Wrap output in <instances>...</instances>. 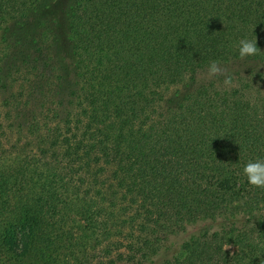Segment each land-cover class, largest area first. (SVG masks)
<instances>
[{
	"label": "trees",
	"instance_id": "16d2710c",
	"mask_svg": "<svg viewBox=\"0 0 264 264\" xmlns=\"http://www.w3.org/2000/svg\"><path fill=\"white\" fill-rule=\"evenodd\" d=\"M50 1L0 0V264H264V0H72L68 60Z\"/></svg>",
	"mask_w": 264,
	"mask_h": 264
},
{
	"label": "rangeland",
	"instance_id": "374dc122",
	"mask_svg": "<svg viewBox=\"0 0 264 264\" xmlns=\"http://www.w3.org/2000/svg\"><path fill=\"white\" fill-rule=\"evenodd\" d=\"M72 0H51L45 7L32 15L25 23L18 26V34L26 35L42 31L49 37V42L53 40V49L59 55L69 59V40L67 30L68 9ZM36 33V34H37ZM244 67V66H242ZM235 66L219 67L216 74H224L233 70ZM230 69V70H229ZM211 71L206 76H211Z\"/></svg>",
	"mask_w": 264,
	"mask_h": 264
},
{
	"label": "clouds",
	"instance_id": "9594fccd",
	"mask_svg": "<svg viewBox=\"0 0 264 264\" xmlns=\"http://www.w3.org/2000/svg\"><path fill=\"white\" fill-rule=\"evenodd\" d=\"M259 48L256 39H241L239 41V57H253L258 54ZM219 69L215 63L210 66V71L216 73ZM243 172L247 177V182L259 188H264V160H254L247 162L243 167Z\"/></svg>",
	"mask_w": 264,
	"mask_h": 264
}]
</instances>
